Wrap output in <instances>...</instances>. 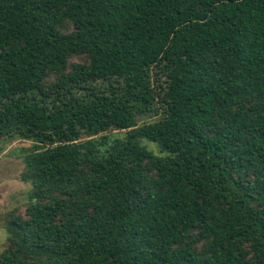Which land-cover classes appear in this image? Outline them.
I'll list each match as a JSON object with an SVG mask.
<instances>
[{
	"label": "trees",
	"instance_id": "1",
	"mask_svg": "<svg viewBox=\"0 0 264 264\" xmlns=\"http://www.w3.org/2000/svg\"><path fill=\"white\" fill-rule=\"evenodd\" d=\"M0 105V142L37 143L0 264H264V0H0ZM92 127L125 145L82 156Z\"/></svg>",
	"mask_w": 264,
	"mask_h": 264
},
{
	"label": "rangeland",
	"instance_id": "2",
	"mask_svg": "<svg viewBox=\"0 0 264 264\" xmlns=\"http://www.w3.org/2000/svg\"><path fill=\"white\" fill-rule=\"evenodd\" d=\"M84 61L85 58L74 57L70 61V64H79ZM150 76L155 91L159 96H163L165 92L163 88L166 86L164 67L162 65L153 67L150 70ZM50 81H54V78L52 77ZM121 87L122 83L118 84L117 80L101 81L92 85V89L96 94L112 98H114L113 94H118L121 91ZM92 94V92L85 91L84 89L71 88L67 92L62 93V95H55L53 102L49 106L53 107L60 103L73 106L80 101H88ZM159 96L157 107L160 109L158 113L145 115L140 112L137 115L138 121L134 129L155 123L161 118L166 110V106L162 103ZM0 108H2V105H0ZM82 123H86V121L79 117L74 118V126L76 125L77 129L80 128V124ZM25 134L28 135L29 133L26 132ZM126 137L127 131L109 130L101 132L98 129L94 130L92 127L82 133L75 146L80 149L82 156L87 153L93 160L98 161L101 158H106L114 150L123 147L126 143ZM137 144L152 157L161 159L170 157L156 143L145 138L138 139ZM36 147L37 143L34 141L0 142V256L10 246L8 242V228L13 218L26 219V210L31 204V197L35 188L31 182L24 181L22 176L25 173L26 159L30 151L35 150Z\"/></svg>",
	"mask_w": 264,
	"mask_h": 264
}]
</instances>
